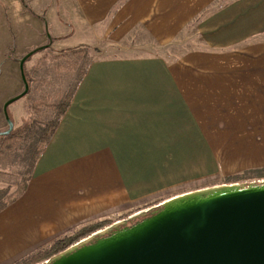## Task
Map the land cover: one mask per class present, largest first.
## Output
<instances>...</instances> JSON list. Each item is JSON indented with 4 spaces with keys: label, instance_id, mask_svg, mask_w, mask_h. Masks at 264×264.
Instances as JSON below:
<instances>
[{
    "label": "crops",
    "instance_id": "crops-1",
    "mask_svg": "<svg viewBox=\"0 0 264 264\" xmlns=\"http://www.w3.org/2000/svg\"><path fill=\"white\" fill-rule=\"evenodd\" d=\"M196 21L204 46L175 53ZM46 45L97 55L0 211V264L208 178L264 169V0H0L11 98L24 88L19 60Z\"/></svg>",
    "mask_w": 264,
    "mask_h": 264
},
{
    "label": "water",
    "instance_id": "water-1",
    "mask_svg": "<svg viewBox=\"0 0 264 264\" xmlns=\"http://www.w3.org/2000/svg\"><path fill=\"white\" fill-rule=\"evenodd\" d=\"M47 47L19 60L24 88L3 106L0 136L13 128L7 107L28 93L25 61ZM104 228L42 264H264V181L181 193Z\"/></svg>",
    "mask_w": 264,
    "mask_h": 264
},
{
    "label": "rangeland",
    "instance_id": "rangeland-1",
    "mask_svg": "<svg viewBox=\"0 0 264 264\" xmlns=\"http://www.w3.org/2000/svg\"><path fill=\"white\" fill-rule=\"evenodd\" d=\"M230 1L231 0H227V3ZM47 16L50 21L51 11L47 12ZM4 25L7 27L6 21H4ZM44 25H46L47 34L49 36L53 34L48 23L44 22ZM199 36L201 35L198 32V24L196 21L184 30V39L186 43L184 42V45L183 43L177 44L179 47L176 48L175 53L181 52L182 49L185 48H200L204 46V42L202 39H199ZM17 43L18 42L14 41V46H17ZM68 51V49H63L55 53L52 49L42 50L41 53H35L34 55L38 53H40V55H36V57L28 61L24 66V74L29 84L28 93L22 97V99L20 98L7 107V115L13 123V128L8 135L0 136V190H7L6 197L0 199L2 202L12 200L23 188L25 182L30 177L34 160L37 158L41 146H43L42 138L45 137V131L47 134L48 128L45 130L47 123L56 119L58 115L57 109L59 107L60 110L62 109V102L65 99L71 100L73 90L79 80L77 77H79L80 73L82 74L91 59L97 55L96 49L89 50L87 47L81 50L82 53L78 51L80 53L79 55L72 54L71 51ZM3 60L4 58L0 59V95H7V97H10L13 88L8 75L9 73L5 70L7 68V63L3 62ZM8 99H11V97ZM18 108L20 112L19 116L18 113L14 114L13 112V110H18ZM3 120L5 121L4 116ZM5 130H7V126L5 128L4 125L3 131ZM10 135H14L18 138L13 136V140L9 142L10 140L6 139L10 138L6 137ZM221 181H223V177L214 179L208 178L204 185L201 184L200 188H192L186 192L220 185L219 183ZM252 181H264V173L244 177L242 181L238 183ZM222 184L225 183L222 182ZM180 191H182V189L177 190L176 193L179 192L178 194H181ZM162 201H164L162 197L157 198L149 204L142 206L143 208L136 209L123 215L124 217L127 215L129 216L126 218L122 217L123 219L120 218V220H126L133 215L152 208ZM141 219L143 218L141 217L134 221L127 222L126 225ZM115 221L116 220H114V222ZM108 227L106 226V228ZM100 231H102V229H100ZM72 233H70V235Z\"/></svg>",
    "mask_w": 264,
    "mask_h": 264
},
{
    "label": "trees",
    "instance_id": "trees-1",
    "mask_svg": "<svg viewBox=\"0 0 264 264\" xmlns=\"http://www.w3.org/2000/svg\"><path fill=\"white\" fill-rule=\"evenodd\" d=\"M84 48H68L69 51H71L72 54H76L79 55L81 52V50H83ZM67 50V49H66ZM68 51V52H69ZM80 51V53L78 52ZM83 73V72H82ZM81 73L79 75V78L81 77ZM67 99H65L62 103V109L60 110V107L57 109L58 110V115L56 117L55 120H53L52 122L47 123L46 129L48 128L47 134L45 131V137L42 138V145L46 144L50 138L53 135V132L58 124V120L60 118V116L65 112L68 104H69V99L66 101ZM14 136V135H13ZM9 136L6 138H10V139H6V140H10L9 142H11L13 140V138H18L16 136ZM43 146H41L40 151L42 149ZM1 151V149H0ZM261 174L264 173V169L262 170H256V171H250L248 173H244L242 175H235L232 177H228L225 179V183H233V182H239L240 180H242L245 176L247 175H253V174ZM24 187V186H23ZM23 189V188H22ZM7 195V190L3 189L0 190V199H2L3 197L5 198ZM13 201L9 200V201H0V211L6 207L9 203H11ZM129 215H127L126 217H128ZM123 217V218H126ZM121 218V219H123ZM114 221H109V220H104V221H100V222H95V223H91L87 226H84L78 230H76L75 232H73L71 235H66L63 236L57 240H54L51 244L47 245L46 247L30 254L29 256H27L24 259H21L20 261L14 263V264H42L45 260H47L48 258H50L53 255L58 254L59 252L65 250L66 248L70 247L71 245L75 244L76 242L90 236L91 234L99 231L100 229H103L104 227L112 224Z\"/></svg>",
    "mask_w": 264,
    "mask_h": 264
}]
</instances>
